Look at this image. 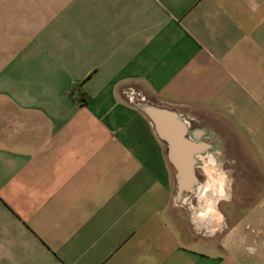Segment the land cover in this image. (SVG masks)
Segmentation results:
<instances>
[{"label":"crops","instance_id":"crops-1","mask_svg":"<svg viewBox=\"0 0 264 264\" xmlns=\"http://www.w3.org/2000/svg\"><path fill=\"white\" fill-rule=\"evenodd\" d=\"M0 264H264V0H0Z\"/></svg>","mask_w":264,"mask_h":264},{"label":"water","instance_id":"water-1","mask_svg":"<svg viewBox=\"0 0 264 264\" xmlns=\"http://www.w3.org/2000/svg\"><path fill=\"white\" fill-rule=\"evenodd\" d=\"M145 110H147L151 116L154 118V120L156 121V124L158 125L159 130H161V128L164 127H168L167 124H165L164 121V116L163 115H167L168 117H171V121H172V126H173V130L170 132L169 130L165 131V130H161L162 133H166L167 134V138L168 140H170L171 143V147H172V156L174 157V159L176 158V160L182 164V165H186L184 162V159H186V162L190 165L191 164V158H190V154L192 151L193 152V145L189 146V143L187 142V145L185 144L186 141L184 140V134L186 133V128L185 126L181 123L177 113L173 110H169V109H165V108H160V107H156L154 105L151 104H147L144 107ZM173 133L175 136L172 137L170 133ZM180 144H185L186 146L184 147H188V152L186 153V155H184V153H180V151H176L177 150V145ZM184 157V159L182 158ZM190 171V169H187V172ZM187 184H181L180 187L184 188L186 187Z\"/></svg>","mask_w":264,"mask_h":264},{"label":"bare ground","instance_id":"bare-ground-1","mask_svg":"<svg viewBox=\"0 0 264 264\" xmlns=\"http://www.w3.org/2000/svg\"><path fill=\"white\" fill-rule=\"evenodd\" d=\"M219 151H221V150H219ZM220 153V152H219ZM211 155H212V157H215V156H217L218 157V151H213V152H211ZM217 157H215V159H217ZM198 163H199V166H201V165H203V160L202 159H199L198 158ZM203 167V166H202ZM209 167V166H208ZM204 169L208 172V174H210L212 177L213 176H219V175H221L220 174V172H217V169H216V171H214V169L213 168H207L206 166H204ZM221 180V179H220ZM220 180H218V179H216V182L214 181L213 183L214 184H212V183H210V184H206L205 186H208V187H210L211 186V188L213 187V189H214V191H212V193H210L208 190H206L207 188H204V186L202 185V186H200V189L198 190V192H199V195H203V196H205V198L206 199H214V198H219V196H223V195H225V194H227V184L225 183V181L224 182H221ZM219 182H221L222 184H218ZM197 187V186H196ZM198 187H199V185H198ZM229 188V187H228ZM212 196V197H211ZM210 203H208V205H207V210H206V212L207 213H209V214H213V211H214V209H213V204L211 203L212 201H210V200H208Z\"/></svg>","mask_w":264,"mask_h":264},{"label":"built area","instance_id":"built-area-1","mask_svg":"<svg viewBox=\"0 0 264 264\" xmlns=\"http://www.w3.org/2000/svg\"><path fill=\"white\" fill-rule=\"evenodd\" d=\"M134 96H135V93H134L133 91H131V92L129 93V99H130V101L133 100V97H134ZM139 98L143 99V96H141V97H139Z\"/></svg>","mask_w":264,"mask_h":264},{"label":"rangeland","instance_id":"rangeland-1","mask_svg":"<svg viewBox=\"0 0 264 264\" xmlns=\"http://www.w3.org/2000/svg\"><path fill=\"white\" fill-rule=\"evenodd\" d=\"M213 169H214V167H212ZM177 190V188L175 187V191ZM216 219V218H215ZM213 223L214 222H212L211 224H210V227H212V228H214L215 227V225L217 224V222H216V220H215V223H214V225H213Z\"/></svg>","mask_w":264,"mask_h":264},{"label":"flooded vegetation","instance_id":"flooded-vegetation-1","mask_svg":"<svg viewBox=\"0 0 264 264\" xmlns=\"http://www.w3.org/2000/svg\"><path fill=\"white\" fill-rule=\"evenodd\" d=\"M218 172V171H217ZM204 210H205V214H207V212H206V210H207V204L206 205H204ZM209 214V213H208Z\"/></svg>","mask_w":264,"mask_h":264},{"label":"trees","instance_id":"trees-1","mask_svg":"<svg viewBox=\"0 0 264 264\" xmlns=\"http://www.w3.org/2000/svg\"><path fill=\"white\" fill-rule=\"evenodd\" d=\"M81 100L84 101V97H83V94H81Z\"/></svg>","mask_w":264,"mask_h":264}]
</instances>
